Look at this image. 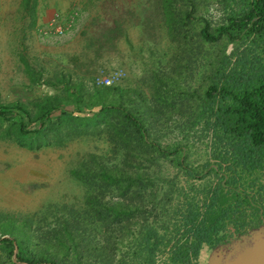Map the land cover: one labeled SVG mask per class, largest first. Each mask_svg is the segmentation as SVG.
<instances>
[{
	"label": "trees",
	"instance_id": "obj_1",
	"mask_svg": "<svg viewBox=\"0 0 264 264\" xmlns=\"http://www.w3.org/2000/svg\"><path fill=\"white\" fill-rule=\"evenodd\" d=\"M185 2L189 9L184 18L169 11L171 32L183 26L184 20L186 24L193 23L194 4ZM199 37V43L207 45L223 39L235 45L247 39L249 44L243 49L237 44L232 54H221L202 94L196 91L177 95L163 88L166 94L159 95L152 110L145 109L146 114L129 110L114 99L109 101V97L118 95L120 99L124 95L118 87L97 88L86 100L84 85L70 95L73 99L70 103L48 99L35 117L23 105L0 106L1 117L14 112L21 119L13 124L16 130L10 134L20 147L63 146L73 136L83 135L86 131L82 128L103 125L109 134L113 133L116 151L125 150L121 165L112 169L96 165L84 166V172H73L78 180L88 184L91 193L82 213L73 211L63 219L61 227L49 231L47 242L59 241L63 255L48 259L29 253L18 235L11 234L2 244L18 262L157 264L158 255L167 252L165 264H192L204 246L214 248L227 243L230 226L238 237L261 226L263 220L256 199L263 196L255 193L254 186L258 176L264 174V55L256 50L258 43L264 45V0H240L237 11H232L215 30L204 22ZM169 94L170 99L165 100ZM182 97L185 99L181 100ZM180 103L187 104V107L180 105V110L184 116L189 114L188 119L161 120L162 115L177 113ZM86 104L99 106V111L92 113L94 117H87L74 107L66 111L67 106L82 108ZM162 122L167 123V130L173 127L185 136L195 134L201 126V137H211L209 158L203 167L187 164L180 140L161 141ZM138 160L144 166L152 163L154 170L147 166L145 171H139ZM160 161L175 164L179 173L186 176V186L174 182L176 177L171 181L163 179ZM98 167L102 168L99 173ZM132 168L137 169L129 172ZM190 180L205 183L198 187ZM115 191L121 199L116 202L108 199L104 203L105 194ZM160 193L161 197L156 199ZM247 209L253 214L248 216ZM92 224H98L100 229L87 233V225Z\"/></svg>",
	"mask_w": 264,
	"mask_h": 264
},
{
	"label": "rangeland",
	"instance_id": "obj_2",
	"mask_svg": "<svg viewBox=\"0 0 264 264\" xmlns=\"http://www.w3.org/2000/svg\"><path fill=\"white\" fill-rule=\"evenodd\" d=\"M189 1L195 7L193 23L186 24L184 20L183 26L171 32L169 11L172 10L175 17L184 18L189 9L185 0H83L80 11L73 18L66 16L59 24L55 22L49 27L32 25L33 22L27 19L28 12H15L16 3L12 1L8 8V3L0 0V106L23 105L35 117L48 99L66 104L72 102L70 95L82 85L86 100L97 88L118 87L124 95L120 99L115 95L108 100L114 99L143 115L146 108L152 110L159 95L166 94L163 88H169L177 95L196 91L202 94L209 84L207 77L215 70L221 54L230 55L237 44L243 49L249 43L247 39L236 45L227 39L209 45L199 43L204 22L210 23L211 29L215 30L232 11H237L240 0ZM256 46L257 53L264 55V45L258 43ZM109 77L115 78L114 82L110 86L103 84ZM170 97L169 94L164 99ZM96 105L86 104L82 108L70 105L66 111L76 108L87 117H94L92 113L99 111ZM180 105L187 107L180 103L177 113L162 115L161 120L188 119L189 114L184 116ZM110 121L115 123V120ZM20 122L19 115L14 112L0 116V264H25L18 262L2 244L4 239L11 238V234L18 235L24 250L29 253L48 259L63 255L59 241L47 242L49 231L61 227L63 219L73 211L82 213L91 193L88 184L78 180L73 172H84V166L96 165L112 169L116 164L121 165L125 154L123 148L116 151L113 133L109 134L103 125L82 128L86 131L83 135L73 136L63 146L20 147L10 136L16 130L13 124ZM167 127L166 122L159 127L161 141L180 140L187 164L203 167L209 158L211 137H201V126L196 128L195 134L190 132L186 136L184 132L180 135L173 127L169 130ZM136 165L141 172L147 166L154 170L152 163L144 166L138 160ZM159 165L163 179L171 181L176 177L174 182L180 181L181 186H186L187 178L179 173L175 164L160 161ZM101 169L98 167L97 173ZM190 183L199 187L205 181L190 180ZM262 186L264 174L258 176L254 186L255 193L260 192L263 196V199H256L259 217L263 220L261 225L264 224ZM161 195L158 194L156 199ZM104 199L105 203L108 199L116 202L121 198L115 191L107 192ZM247 214H253L252 210L247 209ZM87 227V233L100 229L98 224ZM228 229L227 243L238 237L231 226ZM216 247L204 246L198 260L192 264H208ZM18 253L16 249L15 254ZM168 258L167 252L158 255L157 264L167 263Z\"/></svg>",
	"mask_w": 264,
	"mask_h": 264
},
{
	"label": "water",
	"instance_id": "obj_3",
	"mask_svg": "<svg viewBox=\"0 0 264 264\" xmlns=\"http://www.w3.org/2000/svg\"><path fill=\"white\" fill-rule=\"evenodd\" d=\"M208 264H264V224L216 247Z\"/></svg>",
	"mask_w": 264,
	"mask_h": 264
},
{
	"label": "crops",
	"instance_id": "obj_4",
	"mask_svg": "<svg viewBox=\"0 0 264 264\" xmlns=\"http://www.w3.org/2000/svg\"><path fill=\"white\" fill-rule=\"evenodd\" d=\"M11 8L12 1L14 11L28 12L27 19L36 27H49L58 23L61 18H73L80 11L83 0H4ZM13 8V7H12ZM57 24V25H58Z\"/></svg>",
	"mask_w": 264,
	"mask_h": 264
},
{
	"label": "built area",
	"instance_id": "obj_5",
	"mask_svg": "<svg viewBox=\"0 0 264 264\" xmlns=\"http://www.w3.org/2000/svg\"><path fill=\"white\" fill-rule=\"evenodd\" d=\"M115 78L109 77V78H105L103 81H105L103 84H106L108 86H110L113 82H114Z\"/></svg>",
	"mask_w": 264,
	"mask_h": 264
}]
</instances>
